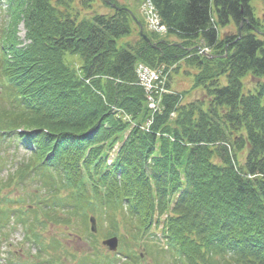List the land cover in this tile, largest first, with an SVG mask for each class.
I'll list each match as a JSON object with an SVG mask.
<instances>
[{"label":"trees","instance_id":"16d2710c","mask_svg":"<svg viewBox=\"0 0 264 264\" xmlns=\"http://www.w3.org/2000/svg\"><path fill=\"white\" fill-rule=\"evenodd\" d=\"M5 1L0 147L17 140L30 154L6 187L38 183L26 210L19 196L0 198V245L9 225H22L34 246L25 262H5L62 264L64 240L92 213L108 222L107 236L132 228L137 245L162 221L172 264H264V12L256 17L250 0H151L167 33L140 21L147 42L139 30L127 39L134 12L118 0L90 14L95 0H77L75 12L70 0ZM21 18L25 44L15 37ZM137 62L195 68L191 87L204 96L163 94L152 113ZM48 223L62 230L46 237Z\"/></svg>","mask_w":264,"mask_h":264},{"label":"rangeland","instance_id":"374dc122","mask_svg":"<svg viewBox=\"0 0 264 264\" xmlns=\"http://www.w3.org/2000/svg\"><path fill=\"white\" fill-rule=\"evenodd\" d=\"M68 1V0H67ZM7 1L0 0V53L3 51L4 53L7 52V48L5 45V37L10 30V13L8 9V5L6 4ZM141 2L134 1H124L118 0V3L121 6H125V8H131L134 12L135 18L139 21L144 23V16L141 11ZM70 8L73 12L77 11L79 7V3L77 0H70ZM90 12L96 13H110V8L105 3L104 0H95ZM107 5V6H106ZM250 5L253 7V12L256 17H262V13L264 12V0H250ZM81 14H83V10H80ZM85 15V13L83 14ZM82 15V16H83ZM145 24V23H144ZM135 29L133 30L132 34L127 37V39H131L134 34L136 35V31L138 30V25L134 24ZM145 26V25H144ZM146 28V26H145ZM147 29V28H146ZM17 32L15 33V37L22 43L25 44L27 40L25 39V27L22 18L17 22L16 25ZM143 31V30H142ZM223 28L219 27V32L222 33ZM170 41L176 40L174 36L167 37ZM21 44V45H22ZM3 48V50H2ZM2 54H0V59ZM67 58L70 59L72 63L78 65L80 59L77 56H70L67 55ZM196 72L195 68H191L189 66H185L182 62L178 64V68L174 66L171 67L169 72V77L167 81H165L164 86H168L167 88L171 91L175 92H182L183 94V101H188L193 98H200L204 96V91L201 88H192V73ZM2 75L0 74V108L5 107V103L7 101L6 97L4 96V89L1 85ZM168 83V85H167ZM247 85H251L248 81ZM3 89V90H2ZM2 94L3 97L2 98ZM153 101L152 99H150ZM147 122L143 127L147 126ZM21 129V128H20ZM146 129V128H145ZM5 144L0 147V182L1 179L5 181V187L0 189V198H3L6 194V203H11V205L15 202V198L19 196V199H23V203H20L21 206H16L22 210H26L29 208L31 204V198H33L36 192V182H30L29 180H25L24 184L6 187L7 177L14 173L18 167V162L25 160V158L30 155L27 152L25 145H23L20 141L7 139ZM264 155V151H263ZM26 158V159H27ZM238 158L242 159V155L239 154ZM1 184V183H0ZM42 194V190H39ZM17 203V202H15ZM174 201H170V207H172ZM170 210V209H169ZM160 219H165V215H163ZM95 232L93 235H89L85 230L88 226L85 224V227L82 224H77L74 229L75 232L73 236L69 239L64 240V244L66 247L65 252H62L60 256H58L62 261V264H77L75 258L77 259H85V263L88 264L89 262H96L99 261V264H107L110 259L114 258V264H127L126 262H130V264H172L171 258L169 257L167 250L168 246L166 244L165 239H163V235L159 230L161 222H153L146 228V232L144 233L140 245H137L138 240H134L131 236L132 228H128V231L124 230L122 227L120 232L122 236L115 235L117 238V249L112 252L110 251L107 245L102 244L105 237L106 230L109 229L108 222H101L97 215H95ZM88 223V220H87ZM57 229L62 230L61 228H57L50 223L47 224V227L43 230V234L47 237L48 235L57 234ZM89 230V229H88ZM6 233L8 237L4 240L0 245V264H8L10 262H5V259L13 255V259H20L24 261L31 257V253H34V246H31L29 243L25 242L24 238V231L18 225H12L6 229ZM151 237L148 239V236ZM112 236V235H109ZM111 238V237H110ZM138 238V236L136 237ZM145 243V244H144ZM127 254L130 256V260H128ZM141 255V260L139 261L136 256ZM71 255L75 256L72 257ZM71 256V257H70ZM116 256V257H115ZM11 261V258H10ZM83 261V260H82ZM28 264H35L34 262Z\"/></svg>","mask_w":264,"mask_h":264},{"label":"built area","instance_id":"2783aa9c","mask_svg":"<svg viewBox=\"0 0 264 264\" xmlns=\"http://www.w3.org/2000/svg\"><path fill=\"white\" fill-rule=\"evenodd\" d=\"M143 9L145 11L146 14V19L147 22L149 24V26L157 31H162L163 30V26L159 24L157 15L153 9L152 4L149 1H146L143 4ZM157 78V75L151 73L149 76L145 77V84L150 87L151 86V81L153 79Z\"/></svg>","mask_w":264,"mask_h":264},{"label":"water","instance_id":"95a60500","mask_svg":"<svg viewBox=\"0 0 264 264\" xmlns=\"http://www.w3.org/2000/svg\"><path fill=\"white\" fill-rule=\"evenodd\" d=\"M107 3L111 5L112 8H116L115 4L110 3V0H106ZM139 33L143 36L145 40H148V38L143 34L142 28L140 26V31ZM264 34V33H263ZM90 222H91V230L95 231V219L93 217H90ZM103 244L107 245L110 250H115L117 246V238L116 237H111L103 241Z\"/></svg>","mask_w":264,"mask_h":264}]
</instances>
